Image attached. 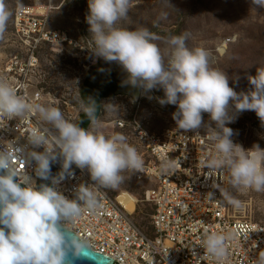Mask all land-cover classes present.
Masks as SVG:
<instances>
[{"label": "clouds", "instance_id": "clouds-1", "mask_svg": "<svg viewBox=\"0 0 264 264\" xmlns=\"http://www.w3.org/2000/svg\"><path fill=\"white\" fill-rule=\"evenodd\" d=\"M160 3L164 9L172 7L170 0ZM87 4L93 56L123 69L127 77L122 86L138 89L140 94L162 90L163 97L156 99L161 106H175L172 119L179 130L207 129L212 149L198 163L209 170V176H225L228 187H214L223 204L234 209L244 206L233 190L264 192V148L254 143L245 149L232 139L238 131L227 126L245 111L255 112L264 125V67L248 76L251 90L237 93L228 75L210 66L206 49L187 46L188 33L162 37L146 26L134 30L120 26L134 0H87ZM251 4L264 8V0H251ZM11 16L6 0H0V35ZM167 18L168 12L162 10L154 24ZM157 41L166 47L162 50ZM137 99L134 96L133 102ZM78 105L89 121L87 128L67 119L60 108L21 94L0 77V118L31 124L24 147L7 142L0 150V264H71L70 256L79 258L87 246L74 226L85 213L93 215L103 207L104 190L123 183V173L144 169L142 156L123 133L105 135L93 97L80 98ZM103 105L109 111L116 106ZM26 165L32 166L31 173L25 171ZM54 165H59L55 174ZM173 167L167 159L160 170L167 173ZM77 169L87 172L90 183L74 185L70 198L60 186L74 179ZM208 197L212 199L213 194ZM231 239V233L205 228L200 247L215 264H227ZM254 264H264V251Z\"/></svg>", "mask_w": 264, "mask_h": 264}, {"label": "built area", "instance_id": "built-area-1", "mask_svg": "<svg viewBox=\"0 0 264 264\" xmlns=\"http://www.w3.org/2000/svg\"><path fill=\"white\" fill-rule=\"evenodd\" d=\"M19 1L12 18V33L20 55L0 68V77L6 78L21 94L44 103L47 94L42 87L39 55L50 47H61L71 57L78 55L68 52L69 48H79L72 35L54 25L56 14L72 0ZM83 3L88 13L87 0ZM86 45L84 50L91 51L92 44ZM30 127L26 121L0 118V150L7 142L24 147ZM118 128L122 132L132 129L135 147L144 160L142 171L130 172L138 182L151 185L142 199L153 207L152 234H146L133 220L139 204L136 197L125 195L134 201L132 214L119 201L120 195L112 197L104 190L103 207L93 215L85 213L73 228L87 242V247L108 256L114 264H215L200 247L205 228H210L232 234L227 264H254L264 251V226L224 205L214 187L217 184L228 187L225 176L221 173L209 176V170L198 163L212 149L208 132L168 129L155 135L147 132L137 119L130 124L121 121ZM232 139L240 143L235 137ZM167 159L173 161L174 167L162 173L161 165ZM19 167L23 170V162ZM53 168L54 174L59 171L58 165ZM25 171L31 173L32 166L26 165ZM81 182L90 183V179L86 171L77 169L74 179L62 183L61 191L71 198L73 186ZM209 193L213 194L212 199Z\"/></svg>", "mask_w": 264, "mask_h": 264}, {"label": "rangeland", "instance_id": "rangeland-1", "mask_svg": "<svg viewBox=\"0 0 264 264\" xmlns=\"http://www.w3.org/2000/svg\"><path fill=\"white\" fill-rule=\"evenodd\" d=\"M6 2L12 16L6 31L0 35V68L12 57L20 55V47L12 33V18L20 1ZM170 4L172 7L164 9L160 0H135L128 17L119 24L129 27L130 30L141 25L146 26L162 37L186 32L189 34L187 46L206 49L209 52L210 66L228 75L230 87L237 93L251 90L248 76H254L258 67H264V8L254 7L251 0H170ZM162 10L168 12V18L154 24ZM87 14L83 0H72L54 17L55 27L69 32L78 43L79 48L72 47L68 51L71 54L76 52L74 55L78 54L77 56L71 57L61 47L45 48L39 55L42 87L47 94L44 103L60 108L67 119L77 123L84 115L79 111V90L92 65L101 66L110 76L119 73V76L124 75L125 80L127 77L115 62L97 59L88 48V51L84 50L87 42L92 44L90 26L85 19ZM157 43L162 50L166 47L161 41ZM163 95L162 90H152L148 96L138 95L139 99L133 102V97L137 95L126 92L102 100L99 118L104 124L103 132L105 135L121 132L130 144L136 146L132 129L120 131L119 122L130 124L137 119L147 132L155 135H161L168 129L179 130L172 119L175 106H161L156 99ZM106 102H112L116 106L110 111L106 110L103 105ZM204 121H209L208 114H204ZM212 126H215L214 122ZM227 126L238 131L239 135L233 137L246 149L251 148L254 143L264 148V125L255 112L245 111L235 123ZM199 131L207 132V129ZM123 175V183L115 189L105 191L112 197L122 193L136 197L139 204L133 220L146 234L151 235L153 207L142 199L143 193L151 185L146 181L138 182L135 174L130 171ZM233 193L244 202L242 208L234 210L264 226V192L233 190Z\"/></svg>", "mask_w": 264, "mask_h": 264}, {"label": "flooded vegetation", "instance_id": "flooded-vegetation-1", "mask_svg": "<svg viewBox=\"0 0 264 264\" xmlns=\"http://www.w3.org/2000/svg\"><path fill=\"white\" fill-rule=\"evenodd\" d=\"M101 74H103L104 76L102 77ZM122 76H119V73L116 75L110 76L107 73H105V70L101 66L92 65L91 69L88 71L86 78L84 79V83L82 84L79 90L80 97L84 98L83 95H84V92H86L88 94L87 97L91 96L97 101V103L98 102L101 103L102 100H106L109 97L101 98V99H99V97L101 95H105L109 91H113L114 95H121L125 93L127 88L131 89L130 91L132 93L140 92L138 89H134L131 86H122L123 81L125 80L124 75ZM110 79H116V80L110 81ZM86 122H88V119L85 116V121L83 124L85 125Z\"/></svg>", "mask_w": 264, "mask_h": 264}, {"label": "water", "instance_id": "water-1", "mask_svg": "<svg viewBox=\"0 0 264 264\" xmlns=\"http://www.w3.org/2000/svg\"><path fill=\"white\" fill-rule=\"evenodd\" d=\"M103 77L104 75L101 74ZM116 79H110V81H114ZM126 94V92L124 93ZM84 124H82V127ZM59 166V165H58ZM55 169L53 168V174ZM41 182V181H40ZM71 264H114V260L109 258L106 255H102L100 253L94 252L89 249L87 246L81 251L79 258H72L70 256Z\"/></svg>", "mask_w": 264, "mask_h": 264}, {"label": "bare ground", "instance_id": "bare-ground-1", "mask_svg": "<svg viewBox=\"0 0 264 264\" xmlns=\"http://www.w3.org/2000/svg\"><path fill=\"white\" fill-rule=\"evenodd\" d=\"M129 88H127V90H126V92H128L129 94L130 93H132L130 90L131 89H129ZM133 95H140V92L139 93H132ZM149 95V93H147V94H142V96H148ZM126 195V193H122V194H120V197H119V201L126 207V209L130 212V213H134V211H135V204H134V201H133V199H130V198H128L127 196H125Z\"/></svg>", "mask_w": 264, "mask_h": 264}, {"label": "trees", "instance_id": "trees-1", "mask_svg": "<svg viewBox=\"0 0 264 264\" xmlns=\"http://www.w3.org/2000/svg\"><path fill=\"white\" fill-rule=\"evenodd\" d=\"M87 95H88V94H87L86 92H84L83 97L86 98ZM113 96H114L113 91H109V92H107L105 95H101V96L99 97V99H101V98H107V97L110 98V97H113ZM100 104H101L100 102L97 103V115H98V117L100 116V113H101V105H100ZM84 121H85V116H83V117L81 118L80 122H79L81 126H82V124L84 123ZM88 126H89V121L85 123L84 127L87 128Z\"/></svg>", "mask_w": 264, "mask_h": 264}]
</instances>
